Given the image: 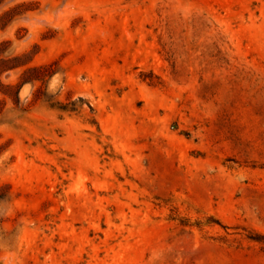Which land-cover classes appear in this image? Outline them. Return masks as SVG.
<instances>
[{
    "label": "rangeland",
    "instance_id": "rangeland-1",
    "mask_svg": "<svg viewBox=\"0 0 264 264\" xmlns=\"http://www.w3.org/2000/svg\"><path fill=\"white\" fill-rule=\"evenodd\" d=\"M0 264H264V0H0Z\"/></svg>",
    "mask_w": 264,
    "mask_h": 264
}]
</instances>
